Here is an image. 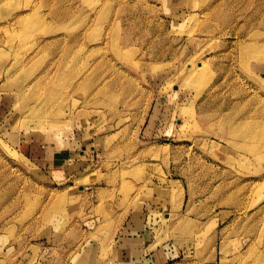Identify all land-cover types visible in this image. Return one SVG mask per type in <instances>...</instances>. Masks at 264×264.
Here are the masks:
<instances>
[{"label":"rangeland","instance_id":"374dc122","mask_svg":"<svg viewBox=\"0 0 264 264\" xmlns=\"http://www.w3.org/2000/svg\"><path fill=\"white\" fill-rule=\"evenodd\" d=\"M106 202L264 264V0H0V264H87Z\"/></svg>","mask_w":264,"mask_h":264},{"label":"crops","instance_id":"0c3cea01","mask_svg":"<svg viewBox=\"0 0 264 264\" xmlns=\"http://www.w3.org/2000/svg\"><path fill=\"white\" fill-rule=\"evenodd\" d=\"M55 144L54 147L49 145L44 148H37V152H49V149L54 148L51 164L58 166L59 161H63L67 157V152ZM24 147V146H23ZM88 145L82 144L81 160L87 158L86 150ZM24 152H28L26 145ZM38 157V158H40ZM42 164H47L46 159L49 157L43 156ZM81 165V162H80ZM56 168V167H55ZM57 175L63 179V171H57ZM83 194H73L76 197H81ZM72 196V195H71ZM82 200H78L76 207H81ZM104 210L100 215V222L94 224L93 228H103L102 232L91 240H88L87 264H190L183 259H176L172 251L166 245H160L154 237H150L148 228V217L152 209L147 207H134L126 212L115 211L109 208V202L105 203ZM96 206V205H95ZM108 219V220H107ZM112 219V221L107 223ZM222 260L219 259L221 264Z\"/></svg>","mask_w":264,"mask_h":264}]
</instances>
